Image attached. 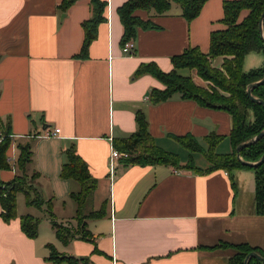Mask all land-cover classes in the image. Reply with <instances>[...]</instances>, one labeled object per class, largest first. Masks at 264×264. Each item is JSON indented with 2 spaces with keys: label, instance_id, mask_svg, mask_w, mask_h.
<instances>
[{
  "label": "crops",
  "instance_id": "obj_1",
  "mask_svg": "<svg viewBox=\"0 0 264 264\" xmlns=\"http://www.w3.org/2000/svg\"><path fill=\"white\" fill-rule=\"evenodd\" d=\"M63 1L0 0V116L4 124L11 121L15 141L7 154L14 171H1V179L16 176L17 142H32L28 175L39 173L34 184L41 197L53 200L59 223L75 227L77 204L71 194L80 184L60 176L65 151L74 144L98 182L88 213L106 202L107 215L87 221L91 242L76 237L68 245L57 239L53 227L49 232L40 223L38 237L30 239L20 228L23 215L11 222L0 217V264H53L47 259L48 244L60 254L88 258L91 264H230L238 252L219 246L223 243L248 244L264 253V216L256 214L252 169L233 173L234 189L222 169L199 175L165 165H125L120 159L111 178L109 166L114 140L137 130L138 110L144 111L156 144L177 153L182 165L191 153L180 154L176 136L191 134L206 148L209 134L222 135L216 151H233L227 112L184 100L180 94L153 105L149 91L164 85L148 74L132 78L148 62L171 72V58L188 47L208 53L212 33L225 27V0H207L190 22L177 4L157 17L138 11L137 17L157 28L138 30L133 55L122 50L124 26L118 14L128 0H107L106 22L99 26L85 60L75 56L84 42V20L92 14L90 0H77L66 12L59 8ZM248 13L242 12L240 20ZM222 62L217 58L215 65ZM262 66V53L245 58L246 72ZM58 128V136H49ZM60 205L68 208L67 217L57 211Z\"/></svg>",
  "mask_w": 264,
  "mask_h": 264
},
{
  "label": "trees",
  "instance_id": "obj_2",
  "mask_svg": "<svg viewBox=\"0 0 264 264\" xmlns=\"http://www.w3.org/2000/svg\"><path fill=\"white\" fill-rule=\"evenodd\" d=\"M77 0H64L59 8L66 12L69 6ZM207 0H128L119 8L118 14L124 26L121 45L124 47L129 41H135L139 29H156L151 20H142L136 16L138 11L153 12L154 16L166 15L177 4L182 9V17L189 22L198 17ZM224 16L223 29L216 30L211 35L210 50L204 53L199 48L188 47L183 53L171 58L174 69L164 72L156 63L148 62L139 66L132 78L136 79L145 74L151 75L160 81L164 88L151 89L149 101L153 105L160 104L180 94L184 100H193L200 106L214 110L227 112L232 120L230 142L233 151L231 153H217L216 148L224 139L222 135L214 133L205 138L206 148L200 144L193 135L176 136V140L191 153L190 159L185 165L181 164L180 156L176 153L160 148L149 130V122L143 110L136 112L135 122L137 130L127 138L114 140V148L129 154V158L123 159L125 165L170 166L175 169L192 170L199 175L225 170L232 179V186L236 189L233 173L236 170L252 169L255 172V207L256 214L264 216V162L256 167L244 165L237 156L236 147L247 142L264 130V105L254 102L248 95L247 87L261 81L264 78V66L258 69L244 70L245 58L250 53L264 55V38L259 31L261 14L264 11V0H225L223 2ZM91 17L84 20V42L80 53L75 57L85 60L89 57V49L98 39L99 26L106 22L108 1L90 0ZM249 13L240 20L242 12ZM264 31V23H263ZM136 54V51L134 52ZM217 58H222L220 66L215 65ZM194 71L197 77L208 83L207 86L198 85L191 74L183 75L181 70ZM253 96L264 100V83L253 89ZM0 217L6 222H11L19 217L17 214L18 193H23L28 206L44 208L48 213L51 226L55 230L57 239L68 245L76 237L91 242L93 233L88 230L87 221L101 219L107 215L106 202L97 211L86 212V206L90 196L97 188L98 182L92 176L84 159L77 154L73 144L66 151L67 161L61 166L60 176L64 180L76 181L80 184V190L72 193L71 198L76 201V225L70 226L57 221L53 212V200H45L41 197L34 180L39 177L38 172L28 175V166L33 160L32 142H17L18 159L16 161V176L10 181L1 179V171L12 170L14 166L9 159L8 151L15 143L13 138L11 121L5 124L0 116ZM193 153L202 154L209 162L210 167L205 170L194 164ZM264 155V137L241 150V158L246 162H257ZM40 219L34 215L20 217V228L25 235L34 239L39 235ZM219 246L233 247L237 255L231 259L230 264H244L247 255L253 251L264 253L258 248L248 244L231 245L223 243ZM50 254L48 260L53 264H91L88 258H75L60 254L53 244H48ZM252 258L249 264H261Z\"/></svg>",
  "mask_w": 264,
  "mask_h": 264
},
{
  "label": "rangeland",
  "instance_id": "obj_3",
  "mask_svg": "<svg viewBox=\"0 0 264 264\" xmlns=\"http://www.w3.org/2000/svg\"><path fill=\"white\" fill-rule=\"evenodd\" d=\"M180 73L183 74V75H188V74H191L192 71H190L189 69L188 70H181ZM192 76L194 77L195 82H197V83L203 82V83H201L202 84L201 86H207L208 85L207 82H205L204 80H202L199 77H197V75L194 73V71H193V75ZM179 147H180V149L182 151L180 154L184 155V153H185L184 157L186 156V154H190L187 150H185L181 146H179ZM220 151H221V149L218 150L219 153H220ZM195 165L199 166L200 168H205L206 166H209L210 164L205 159V157H203L202 154L196 153L195 154ZM10 171H14V170L12 169ZM17 199H18L17 214L24 215L27 212H29V213L32 212L37 218L40 219V221H41L40 223H42V227L47 226V230L50 232V227H52V226H51V223H50V225H48L50 220L48 218V213L46 212V209L44 207L40 208V209L36 208V207H31V208L28 207L27 201H26L25 196H24L23 193H18ZM67 210H68V208L66 207V205H60V206L57 207V211L59 213H62V215L65 216V217L68 216V214L66 213ZM63 211H65V212H63ZM88 212H89V204L87 206V213ZM25 215H27V214H25ZM72 223L74 224L75 221H72ZM261 264H264V263L262 262Z\"/></svg>",
  "mask_w": 264,
  "mask_h": 264
},
{
  "label": "water",
  "instance_id": "obj_4",
  "mask_svg": "<svg viewBox=\"0 0 264 264\" xmlns=\"http://www.w3.org/2000/svg\"><path fill=\"white\" fill-rule=\"evenodd\" d=\"M261 16H262V17H261L260 24H259V31H261L262 37L264 38V31H263L264 11H263V13L261 14ZM262 83H264V78H263L261 81H259V82H256V83H252V84H250V85L247 87V90H248L247 92H248L249 97H250L254 102H256V103H258V104H260V105L263 106V105H264V100L257 99V98H255V97L253 96V89H254L255 87H258V86L261 85ZM263 137H264V130H263L262 132H260L257 136H255L254 138L250 139V140L247 141V142L241 143L240 145H238V146L236 147V149H237V156H238V158L240 159V161H241L244 165H246V166H248V167H250V166H252V167H256V166L261 165L262 162H264V155L262 156V158H261L259 161H257V162H250V163H249V162H246V161H244V160H242V158H241V156H240V155H241V150H242L243 148L249 146L250 144L255 143L256 141L260 140V139L263 138ZM252 258H255V259H257L258 261L264 263V256H262L260 253H258V252H256V251H253L251 254H249V255L246 256V258H245V260H244V264H249V262H250V260H251Z\"/></svg>",
  "mask_w": 264,
  "mask_h": 264
},
{
  "label": "built area",
  "instance_id": "obj_5",
  "mask_svg": "<svg viewBox=\"0 0 264 264\" xmlns=\"http://www.w3.org/2000/svg\"><path fill=\"white\" fill-rule=\"evenodd\" d=\"M122 50L127 55H129V54L133 55L134 52L136 51L135 42L134 41H129V43H127L124 47H122ZM60 132H61L60 128L55 129L53 132H51L49 134V136L56 137V136L59 135ZM1 138H2V134H1V131H0V140H1ZM127 158H129V154L128 153L121 152L118 149L116 150L113 147V149L111 150L110 165H109L111 167V178L114 175V171L116 169V165L118 163V160L127 159Z\"/></svg>",
  "mask_w": 264,
  "mask_h": 264
}]
</instances>
